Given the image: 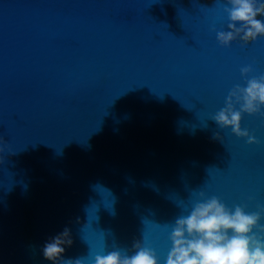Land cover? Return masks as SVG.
Returning a JSON list of instances; mask_svg holds the SVG:
<instances>
[{
    "label": "water",
    "instance_id": "obj_1",
    "mask_svg": "<svg viewBox=\"0 0 264 264\" xmlns=\"http://www.w3.org/2000/svg\"><path fill=\"white\" fill-rule=\"evenodd\" d=\"M225 6L0 0V264H53L43 248L66 228L56 264L131 255L144 235L166 264L199 192L264 206V115L243 114L255 145L212 120L241 68L264 76V37L218 41Z\"/></svg>",
    "mask_w": 264,
    "mask_h": 264
},
{
    "label": "clouds",
    "instance_id": "obj_2",
    "mask_svg": "<svg viewBox=\"0 0 264 264\" xmlns=\"http://www.w3.org/2000/svg\"><path fill=\"white\" fill-rule=\"evenodd\" d=\"M226 5L229 30L217 32L222 46L230 47L238 38L248 44L264 37V20L257 18L264 16V0H226ZM252 72L251 66L241 68L246 86L237 84L229 93L225 107L212 117L220 128H231L249 145L259 141L242 129L243 114L264 115V76L248 79ZM198 195L189 213L175 220L166 264H264V224H261L264 206H259L257 212H246L239 205L231 210L216 196L209 197L204 191ZM71 245V232L66 228L45 244L43 254L56 264L65 246ZM134 248L131 255L121 249L96 255L94 264H160L156 252L147 246L145 235L143 242L136 243ZM83 260L61 261V264H83Z\"/></svg>",
    "mask_w": 264,
    "mask_h": 264
}]
</instances>
